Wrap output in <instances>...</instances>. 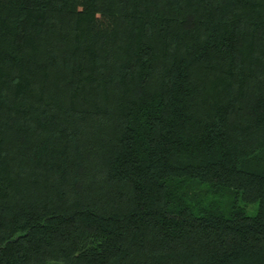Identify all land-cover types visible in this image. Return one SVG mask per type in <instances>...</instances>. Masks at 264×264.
I'll return each instance as SVG.
<instances>
[{
  "label": "trees",
  "instance_id": "1",
  "mask_svg": "<svg viewBox=\"0 0 264 264\" xmlns=\"http://www.w3.org/2000/svg\"><path fill=\"white\" fill-rule=\"evenodd\" d=\"M50 262L264 264V0H0V264Z\"/></svg>",
  "mask_w": 264,
  "mask_h": 264
},
{
  "label": "rangeland",
  "instance_id": "2",
  "mask_svg": "<svg viewBox=\"0 0 264 264\" xmlns=\"http://www.w3.org/2000/svg\"><path fill=\"white\" fill-rule=\"evenodd\" d=\"M228 196L229 197H232V194L230 193V194H228ZM256 208H257V202L249 203L248 206H247V212H248V214L255 213ZM50 263L57 264V262H50Z\"/></svg>",
  "mask_w": 264,
  "mask_h": 264
}]
</instances>
